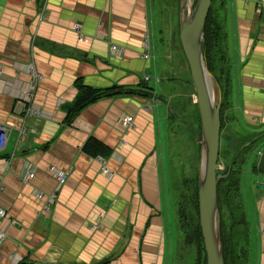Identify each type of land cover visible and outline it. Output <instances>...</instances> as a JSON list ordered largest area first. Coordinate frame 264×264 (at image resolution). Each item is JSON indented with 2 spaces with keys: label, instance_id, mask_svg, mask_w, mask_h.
<instances>
[{
  "label": "crops",
  "instance_id": "1",
  "mask_svg": "<svg viewBox=\"0 0 264 264\" xmlns=\"http://www.w3.org/2000/svg\"><path fill=\"white\" fill-rule=\"evenodd\" d=\"M263 1L217 0L229 63L221 135L237 127L234 143L264 138ZM168 2L161 14L164 0H0V264H168L162 134L187 137L177 109L196 104L184 56L171 53L178 0ZM29 105L46 115H26ZM246 189L244 264H264V179Z\"/></svg>",
  "mask_w": 264,
  "mask_h": 264
},
{
  "label": "rangeland",
  "instance_id": "2",
  "mask_svg": "<svg viewBox=\"0 0 264 264\" xmlns=\"http://www.w3.org/2000/svg\"><path fill=\"white\" fill-rule=\"evenodd\" d=\"M166 3H163L161 8V14H165V7L169 3L168 0H164ZM175 2L173 0V7L175 9ZM217 0H214V3ZM192 4V1H191ZM215 10V4H214ZM212 12V9H211ZM215 14V13H214ZM174 16V14H172ZM172 18V22H173ZM173 34L174 38L172 40V47L171 53L174 55L175 52L180 54V57L183 56L179 40H178V28L177 25H173ZM156 39L160 38V34L158 33L155 35ZM153 36L152 39H155ZM172 59L174 57H171ZM227 63H222V70L223 74L218 73V69L220 67V62L212 59L209 69L212 71L213 76L217 78L220 76V81H222L223 75L225 73V67ZM229 70V67H228ZM213 77V78H214ZM214 78V79H215ZM216 80V79H215ZM218 82V81H216ZM151 87L154 85V80L151 78V81L148 82ZM156 83V82H155ZM164 86V82L161 83ZM164 88V87H163ZM193 89V87H192ZM164 91H168L165 88ZM194 92V89H193ZM158 93H161L160 90ZM177 96H182L183 101L185 102L184 96L180 93ZM176 111V108L173 107ZM187 115H183L177 109V115L179 116L178 119H181L183 122L188 123L189 127L186 130V136L182 133V136L179 135L180 132L177 131L178 127H173L170 130L171 139L169 143L162 134V172H163V192L161 194V204H162V224L164 225V232L166 237L164 239V249H163V259L164 261L168 260V264H194L197 256L196 249L189 245L186 246L179 238V230L177 228V218H176V202H179L180 206H185V203L189 200L191 190H192V181L195 179V172H196V147L194 144V134L191 127H194V130L197 131L198 127V108L197 104L195 108L192 109L191 107L185 108ZM195 112H196V119L195 120ZM181 117V118H180ZM188 118V119H187ZM172 119L175 120L176 114L172 115ZM233 124V123H232ZM231 124V126H232ZM243 128V127H242ZM243 134L247 133L246 128H243ZM259 130V129H258ZM258 130H251L257 132ZM240 129L234 126V129L231 131V136L225 138L222 136V132H220L219 136V148H218V166L219 169L217 170L218 174L227 165H232V168H239L238 172V196L236 195L231 196L228 199V204L225 201L220 205V212L222 217V225L223 228L226 230V233L231 232L233 234L234 227L230 226L231 219L234 218L235 221L239 218V210L238 205L240 204L245 217L246 222V236L249 226V219H250V200L247 194L246 187L251 185L256 181V179H264V173L260 172H253L251 171L250 166L254 161L255 157L257 158L255 152L259 149L264 148V138L256 141L254 139H250L248 135L243 136L239 142H233L232 140L238 136L240 133ZM187 139V140H186ZM257 140V139H256ZM237 149H241L239 152L240 154L235 159L234 152ZM195 154V158H194ZM227 175V174H226ZM225 175V176H226ZM182 196V198L180 197ZM189 210V208H188ZM193 213V211H192ZM191 221L188 214V222ZM177 242V244H176ZM177 252V254H176ZM175 254L177 255L175 258ZM167 259V260H166Z\"/></svg>",
  "mask_w": 264,
  "mask_h": 264
},
{
  "label": "water",
  "instance_id": "3",
  "mask_svg": "<svg viewBox=\"0 0 264 264\" xmlns=\"http://www.w3.org/2000/svg\"><path fill=\"white\" fill-rule=\"evenodd\" d=\"M178 0V40L187 64L199 119V150L196 165L197 214L205 264H223L218 232L216 183L223 175L219 169V107L221 92L218 83L207 71L201 52V40L210 0ZM255 170L264 173V148L255 152ZM17 264H34L20 261Z\"/></svg>",
  "mask_w": 264,
  "mask_h": 264
},
{
  "label": "trees",
  "instance_id": "4",
  "mask_svg": "<svg viewBox=\"0 0 264 264\" xmlns=\"http://www.w3.org/2000/svg\"><path fill=\"white\" fill-rule=\"evenodd\" d=\"M193 3L196 0H192ZM215 4V10H214ZM222 6L221 3L210 0L209 8L205 17L202 40H201V52L204 59L205 67L207 71L213 76L212 71L209 69L210 63L213 58L220 62V67L218 69L219 74H223L222 63L226 62L225 73L223 75L222 81H220V76H218L216 81L221 92V101L219 107V136L222 131L224 123H226V110H227V93H228V59L226 57V50L224 48V32L222 26V18L216 12ZM212 9V12H211ZM215 13V14H214ZM118 92H110L109 95L117 94ZM100 94L92 95L87 101H91L96 97H99ZM84 102L83 104H85ZM196 105V104H195ZM195 120L196 112H195ZM196 133V140H199V122ZM198 158V143L195 144ZM241 149H237L234 152L235 159L240 154ZM218 161V158H217ZM255 159L250 166L252 171L255 170ZM226 172L227 175L224 178H219L216 183V202H217V214H218V232L220 245L222 250L223 264H244L245 261V250L244 242L246 237V222L244 214L240 204L238 205L239 218L235 221L234 218L231 219L230 226L234 227V232L226 233V230L223 228L222 217L220 212V205L225 201L228 204V199L231 196H238V172L239 168H232V165H227L224 170H222L219 175H223ZM216 174L217 171H216ZM192 190L189 200L185 203V206H180L179 202H176V218H177V228L179 230V237L186 246H193L196 249L197 256L194 264H205V253L202 244V237L200 234L199 223H198V214H197V195H196V172L195 179L192 181ZM182 198V196H180ZM189 208V210H188ZM193 211V213H192ZM188 214L191 221L188 222Z\"/></svg>",
  "mask_w": 264,
  "mask_h": 264
},
{
  "label": "built area",
  "instance_id": "5",
  "mask_svg": "<svg viewBox=\"0 0 264 264\" xmlns=\"http://www.w3.org/2000/svg\"><path fill=\"white\" fill-rule=\"evenodd\" d=\"M261 6L264 8V1L261 2ZM72 29L77 30V26L75 24H73ZM142 47H143L144 51H143L141 56H142V58H146L147 54L145 53V51L147 50V43L145 41H142ZM116 48H117L116 46H110V49L113 51H115ZM29 71H31V70L29 69ZM34 78H36V74L33 75V80H34ZM143 79L146 80V79H148V77L146 75H143ZM28 92H29V88L26 87L25 90L20 93L18 98L20 100H23V101L28 100ZM193 100L195 101L194 97H193ZM25 114L26 115H46L45 112H36L32 105H29L27 108H25ZM131 121H132V118L130 116L125 115V116L121 117L120 125L123 127H129L131 125ZM7 133H8V128L5 125H0V149L3 146V143H4V140H5ZM23 133H24V129L21 128L19 130V137H18L19 139L22 138ZM97 159L100 160L101 158L97 157ZM48 169L51 172V175L57 180L58 183L63 182V180L65 178V173L62 170H59V169L55 168L54 166H49ZM31 176H32V172H28L26 174V178H31ZM37 196L40 197V194H37ZM0 213H1V209H0ZM2 236H3V234L0 232V241L2 239Z\"/></svg>",
  "mask_w": 264,
  "mask_h": 264
}]
</instances>
